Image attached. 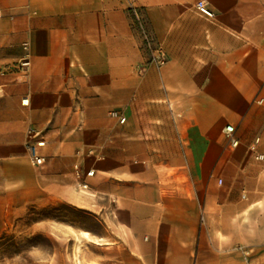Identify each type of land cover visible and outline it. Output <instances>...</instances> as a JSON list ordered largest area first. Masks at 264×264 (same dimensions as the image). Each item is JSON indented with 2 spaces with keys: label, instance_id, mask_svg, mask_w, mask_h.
Instances as JSON below:
<instances>
[{
  "label": "crops",
  "instance_id": "crops-1",
  "mask_svg": "<svg viewBox=\"0 0 264 264\" xmlns=\"http://www.w3.org/2000/svg\"><path fill=\"white\" fill-rule=\"evenodd\" d=\"M0 12V200L78 208L82 264H264V162L248 151L259 138L264 154V0H0Z\"/></svg>",
  "mask_w": 264,
  "mask_h": 264
},
{
  "label": "rangeland",
  "instance_id": "rangeland-1",
  "mask_svg": "<svg viewBox=\"0 0 264 264\" xmlns=\"http://www.w3.org/2000/svg\"><path fill=\"white\" fill-rule=\"evenodd\" d=\"M87 216L61 204L39 207L0 200V264H77L81 248L70 226H83Z\"/></svg>",
  "mask_w": 264,
  "mask_h": 264
},
{
  "label": "built area",
  "instance_id": "built-area-1",
  "mask_svg": "<svg viewBox=\"0 0 264 264\" xmlns=\"http://www.w3.org/2000/svg\"><path fill=\"white\" fill-rule=\"evenodd\" d=\"M195 9L198 13L206 16V17H212L211 10L207 7L206 3L204 1H197L195 3ZM128 12L133 20V26L134 29L137 30V32L140 35V38L142 40V47L151 53L152 61L157 64L158 66L163 65L165 62L164 53L160 49V47H154L148 33L146 32L145 26H144V20L142 13L139 9L136 7H130L128 9ZM1 17V12H0ZM24 66L28 65V62L23 63ZM258 102H262V99H259ZM111 117H114L118 119L119 121H124V116L117 111H111L109 113ZM223 133L226 137V140L228 142V145L232 148H235L238 146V139L234 136V127L231 125H227L223 129ZM259 138H255L249 145H248V151L252 155L253 159L257 162H264V154L260 153L258 151L259 146ZM44 142L40 138V133L33 129L32 127L27 128L26 130V140H25V149L27 151L28 160L31 166L37 167L42 166L44 164V157L39 154L38 148L43 146ZM92 174V171H89L87 175ZM83 188L86 187L85 184L82 185ZM244 197V196H243Z\"/></svg>",
  "mask_w": 264,
  "mask_h": 264
},
{
  "label": "bare ground",
  "instance_id": "bare-ground-1",
  "mask_svg": "<svg viewBox=\"0 0 264 264\" xmlns=\"http://www.w3.org/2000/svg\"><path fill=\"white\" fill-rule=\"evenodd\" d=\"M84 236H86V237H87V235H86V234H84ZM77 264H80V262H78Z\"/></svg>",
  "mask_w": 264,
  "mask_h": 264
}]
</instances>
